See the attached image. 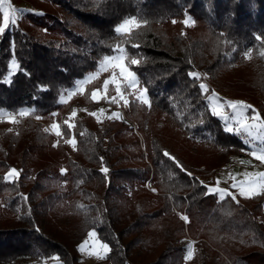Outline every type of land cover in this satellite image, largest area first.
Masks as SVG:
<instances>
[{
    "label": "trees",
    "instance_id": "obj_1",
    "mask_svg": "<svg viewBox=\"0 0 264 264\" xmlns=\"http://www.w3.org/2000/svg\"><path fill=\"white\" fill-rule=\"evenodd\" d=\"M25 1L42 13L27 14L28 31L0 34V116L34 110L16 129L0 120V264H81L92 231L110 264H264V195L220 200L207 191L249 150L207 97L264 111V0H43L51 11ZM131 17L141 27L116 33ZM117 45L150 105L131 98L121 119L70 118L81 104L95 110L105 75L66 103L64 92ZM12 59L19 70L6 82ZM58 122L61 138L50 130ZM12 169L19 177L9 181ZM188 239L197 243L192 261Z\"/></svg>",
    "mask_w": 264,
    "mask_h": 264
},
{
    "label": "rangeland",
    "instance_id": "obj_2",
    "mask_svg": "<svg viewBox=\"0 0 264 264\" xmlns=\"http://www.w3.org/2000/svg\"><path fill=\"white\" fill-rule=\"evenodd\" d=\"M9 3L15 9H17V12L15 14L17 17V22L15 25L10 26L8 28L9 30L17 28V29H21L23 31H28L29 30V24L27 21V14L30 12H35L38 14L42 13L41 9H39L35 5L30 4L29 2H27L25 0H9ZM39 3L43 6V8H45L48 11L49 10L50 11L55 10V8L53 6L47 4L43 0H39ZM187 19H189V24L187 26H191L193 24L192 19L191 18H187ZM133 29H135V28H133ZM129 33H127V34H129ZM118 34L123 35L121 33H118ZM120 48H123L125 50L124 47H120ZM118 55H126V51L124 53L116 51L114 56H118ZM13 62H15L17 65V68L15 70L12 68ZM18 70H19V64H18L17 60L12 59L10 62V70H9V73L7 75V78H6V82H10L11 77ZM99 70H100V63H99V67H98L97 71H99ZM113 71H115L117 73V75H119L118 69H111V68L109 69V71L101 72V75H105V80L110 79L112 74H113ZM90 75H92V74H90ZM90 75H88V76H90ZM88 76L85 79H87ZM99 77H97V78H99ZM97 78H95V79H97ZM95 79H93V80H95ZM93 80H91V81H93ZM79 81H81V80L77 81L74 88L64 92L62 99H61L62 103H66L71 98H73L75 95L82 94L84 92L86 85H83L82 90H81V86L79 84ZM91 81H89V82H91ZM201 83L207 84L208 89L210 88V85L208 84V77H206V76L203 77V79L201 80ZM121 84H122V91H123L125 97L127 98L128 102L130 101L131 98L139 101L137 99V96L144 89L139 84V79H138V84H137L136 90L129 88L126 81L121 80ZM98 91L102 95L104 94V88L103 87L101 89H99ZM69 93H72V95L70 97H69ZM213 94L216 95L217 102L221 105L222 110L224 112V115L227 117V119H223L220 117L221 119H223L226 122V130L229 126H231L235 130L239 125L236 123L235 112L229 106L228 102L232 101V102H241L242 104H246V105H250V104L244 100H237V99H233L227 95L219 94L216 91L211 93L209 96H211ZM112 97H117V103L111 102ZM94 102H95V110L90 112L87 105L81 104V105L75 107L74 112L71 114L70 118H74V117H81L82 118V117H85L87 115H92V113H95V112L99 113V110L101 108H103L105 111H104V113L100 114L99 121L95 117L98 122H102V121L108 119L109 116H111L113 113H116V112L120 113L121 117H123L122 107L125 104L117 96L114 85H109L106 99H100L98 101L94 100ZM209 103H210V107H211V102L209 101ZM250 106H251V108L247 109L245 112L246 116L251 117L253 114H259L261 116V118L264 119V111L261 112V111L257 110L254 106H252V105H250ZM33 111H34L33 109H26V110L22 111L23 113H27L26 115H21L22 112H20L18 115H16L17 117L10 118L9 120L11 121L10 122L11 128L16 129L18 126V123L23 118L30 117L31 114L33 113ZM62 123L63 122L55 123L56 125H59L60 130H61V134H62ZM249 123H252V121L250 119H249ZM52 126H51L50 130L55 135V131L53 130ZM258 132L261 134L262 137H264V129L258 130ZM244 134L247 136L248 139H250L252 141V145H247L249 147V150H245L243 152H237L236 155L233 157V163L231 165L226 166L223 169L219 170L215 175L214 185L209 186V187H213V188L219 187L221 189L226 190V192L232 194V195H226L225 198L227 196H232V197L235 196V198H240L241 196L239 195V189L233 188L232 185L243 183L245 181H250L252 179H258L257 174L264 173V162L257 160L255 157H253L251 155V153L253 151H258L259 149L264 148V139L258 140V139L251 137V136H248L247 133H244ZM56 138H57V136H56ZM58 138H61V136H59ZM17 173H18V175H11V171H10L6 176L7 180L13 181L14 179H17L19 177V171L18 170H17ZM206 182H208V181H206ZM215 195H217V197L221 200V198L219 197L218 194H215ZM85 241H88V243L85 244ZM101 244H103V243L98 239V236L93 238V237H90L88 235V237L84 240V242L82 244V245H84V250L81 251V247H80L81 264H110L107 260V254H108L110 248H108V250H104L100 247ZM182 244L184 245L185 250H186V260L192 261L194 259V256H195V249H196L197 243L195 241L188 239V240H184L182 242ZM189 249H191L192 253H193L191 258H189V256H188ZM25 264H63V263L58 258H54L51 260H31Z\"/></svg>",
    "mask_w": 264,
    "mask_h": 264
},
{
    "label": "snow or ice",
    "instance_id": "obj_3",
    "mask_svg": "<svg viewBox=\"0 0 264 264\" xmlns=\"http://www.w3.org/2000/svg\"><path fill=\"white\" fill-rule=\"evenodd\" d=\"M0 12H2L3 16V26H0V34H3L6 29H8L10 26L15 25L17 22L16 12L17 9H15L10 3L9 0H0ZM175 22V21H173ZM144 23H147L145 21ZM185 25L189 24V19H185L183 21ZM141 23L137 20L136 17H131L129 19H125L118 27L115 28L116 33L121 34H127L129 33L133 28H140ZM257 39H260V37H257ZM134 47H138V45H133ZM116 51L124 53L125 50L123 48H120L119 45H117ZM127 57L126 55H105L103 57V60L100 62V70L94 72L92 75L88 76L87 79H83L79 81V84L81 86V90L83 85H86L89 83V81L99 77L101 75V72L109 71V69H118L119 75L115 71H113V74L110 79H106L103 84L104 88V94L102 95L98 90L94 91L92 93V99L93 100H100V99H106L107 98V91L109 88V85L115 86V91L117 93V96L120 100L124 102L125 105H127L128 100L125 97L123 91H122V84L121 80L126 81L128 84V87L136 90L137 84H138V78L137 74L130 69L128 64L126 63ZM139 61L137 59L131 60V65H138ZM12 68L15 70L17 68V65L15 62L12 64ZM191 78L194 80H198L201 78V74L196 71L189 72L188 74ZM199 88L207 93L208 92V86L205 83H200ZM148 89L145 88L143 91L140 92V94L137 96V99L144 105H150V100L148 98ZM72 95V93H69V97ZM208 100L211 102V114L216 117H221L223 119H227V117L224 115V112L222 110L221 105L217 102V97L215 94L208 96ZM112 103H117V97L111 98ZM229 106L234 110L235 117H236V123L239 125L235 131L236 133L244 132L247 133L248 136H251L255 139H264V137L261 136V134L258 132V130L264 129V119L261 118L259 114H253L251 117H248L245 115V112L247 109L251 108L250 105L242 104L241 102H228ZM104 109L101 108L99 110V113H92V116L96 117L99 121L100 114L104 113ZM27 113H21V115H26ZM39 118V117H37ZM108 119H121L120 113L116 112L113 113L111 116L108 117ZM249 119L252 121V123H249ZM65 123L68 124L69 128H72L73 125L65 121ZM53 130L55 131V135L57 137L61 136V130L59 125L54 124L52 126ZM228 132H233L234 129L229 126L227 128ZM65 143L71 144L72 147L75 148L76 146V140L71 139L65 141ZM247 143V141H245ZM164 156L168 157L169 153L164 152ZM253 157H255L257 160H260L264 162V148L259 149L258 151H253L251 153ZM170 159H174L173 157H169ZM101 171L105 174L108 173L109 169L107 167H104L101 169ZM11 175H18L16 169L11 170ZM188 175H191V173H188ZM258 179H252L250 181H245L243 183L239 184H233V188L239 189V195L244 198H251L257 195H264V173H259ZM207 191L209 194H218L221 199H224L226 195H232L231 193L226 192V190L221 189L219 187H208ZM233 199H235V196H233ZM183 220L187 221L188 217L184 216L182 217ZM90 237L95 238L97 236V233L95 231H92L89 233ZM88 241H85V244H87ZM100 247L104 250H108L109 246L108 244L104 243L101 244ZM84 250V245H81V251ZM192 250L189 249L188 256L191 258L192 256Z\"/></svg>",
    "mask_w": 264,
    "mask_h": 264
},
{
    "label": "built area",
    "instance_id": "obj_4",
    "mask_svg": "<svg viewBox=\"0 0 264 264\" xmlns=\"http://www.w3.org/2000/svg\"><path fill=\"white\" fill-rule=\"evenodd\" d=\"M17 117L16 115H10V116H0V120H5V119H9V118H15ZM233 134L236 135V137L241 140L242 142H244V144L246 145H252V141L250 139L247 138V136L244 134V132H240V133H236V131L234 130L233 132H231ZM58 138V137H57ZM245 141H247V143H245Z\"/></svg>",
    "mask_w": 264,
    "mask_h": 264
},
{
    "label": "crops",
    "instance_id": "obj_5",
    "mask_svg": "<svg viewBox=\"0 0 264 264\" xmlns=\"http://www.w3.org/2000/svg\"><path fill=\"white\" fill-rule=\"evenodd\" d=\"M26 110V109H25Z\"/></svg>",
    "mask_w": 264,
    "mask_h": 264
}]
</instances>
